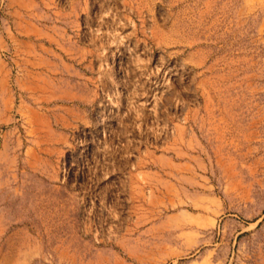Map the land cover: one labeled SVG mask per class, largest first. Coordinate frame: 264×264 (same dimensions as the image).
<instances>
[{"label":"rangeland","instance_id":"rangeland-1","mask_svg":"<svg viewBox=\"0 0 264 264\" xmlns=\"http://www.w3.org/2000/svg\"><path fill=\"white\" fill-rule=\"evenodd\" d=\"M0 264H264V0H0Z\"/></svg>","mask_w":264,"mask_h":264}]
</instances>
